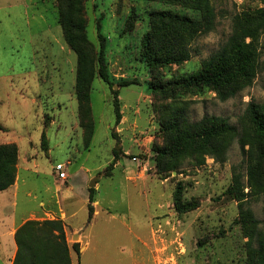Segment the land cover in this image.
Masks as SVG:
<instances>
[{
    "label": "rangeland",
    "instance_id": "374dc122",
    "mask_svg": "<svg viewBox=\"0 0 264 264\" xmlns=\"http://www.w3.org/2000/svg\"><path fill=\"white\" fill-rule=\"evenodd\" d=\"M31 1L36 8L45 13L51 25L50 30H46L48 40L45 42L40 39L41 30L37 28L35 31L37 34L36 68L38 71L44 70L52 84L49 88L41 87V100L58 98L66 103L67 109L62 111L60 119H64L68 127L67 140L65 134L59 135V132L55 134L53 130H50L49 134L53 137L52 144L57 146L53 153L54 157L63 163L70 160L68 172L73 177V192L80 195L86 182L87 171L94 177L99 173H104L106 176L99 182L103 186L102 192L106 195L105 198L111 201L110 208L115 217L123 218L129 215V224L134 230L138 227L141 236H148L150 220L153 217L154 235L164 247L163 249H151L154 257L151 258L148 253L151 259L149 264H247L248 239L245 238L239 224L240 204L228 194L232 185L234 168L241 171L243 184L245 186L248 184L247 158L242 154L238 140L231 143L223 163L216 162L209 156L205 159H186L178 171L165 176L156 173L151 147L154 142L158 144L164 142L165 133L159 122L168 120L174 113L180 111H183L191 123L199 122L205 116H215L227 118L230 124L236 126L242 133L248 130L246 121L248 104L251 102L264 104V32L256 42L259 54L256 78L251 86L244 88L236 97L223 102L216 98L215 93L208 91L201 96L186 94L176 100H163L159 97H151L149 82L152 78L142 57V40L150 29L152 11L164 9L192 15L193 11L190 7L178 3L163 4L147 0H80L81 17L87 20L88 24L86 27L88 41L99 51L101 40L104 39V53L109 77L118 75L119 78L123 76L122 78L126 81L136 82V84L119 89L122 99L121 111L128 121L124 125L123 135L126 139H123V143L125 140L128 143L135 134V124L137 132H148L146 134L147 146L144 147L147 152L142 156L131 154L130 158H144L150 161L146 172L150 184L148 190L150 195L148 197L146 194L141 195L139 191L132 188L129 190L128 197H124L119 189V184L123 181L120 170L116 169L112 178L107 176L109 174L107 169L113 162V150L117 143L113 135L116 116L110 88L99 76L95 77L90 92L94 133L87 145L85 137L77 138L71 129L76 121V115L73 114L76 98L74 99L71 95L74 94L77 55L67 46L59 25V13L56 7L58 0ZM209 1L216 13L214 30L196 38L191 45V59L188 62L179 67L174 65L160 71L164 81L189 76L200 70L202 62L216 54L228 42L233 33L234 18L244 11L256 10L263 5L262 0ZM132 10L137 20L135 28L128 31L127 23ZM6 22H8L7 18L0 12V32L1 24ZM99 32L103 36L101 40ZM1 42L3 46L1 45L0 48H10V42L7 39ZM45 54L50 55V58L45 59ZM15 64L17 62H14L11 57L0 53V117L2 118L12 114L18 116L21 111L19 102H21L22 94H19L16 89V86L20 84V77L16 76L18 69L14 73ZM33 68L30 64L29 70ZM3 73H5V78H2ZM111 80L116 81L115 78ZM116 86L114 88L117 89ZM22 112L24 115L29 114L28 118L21 120L23 124H27L29 129L38 126L32 113ZM14 120L15 124L20 122V119ZM51 120V114L45 113L46 127ZM6 122L10 134L19 130L18 126H14L13 121L7 120ZM44 134H46L45 130L42 138ZM0 136H2L0 139L7 138L1 132ZM65 147L74 155L68 158ZM132 151L137 153L135 149ZM116 153L119 156V148H116ZM42 155L44 163L50 165L51 157L47 159L45 154L42 153ZM126 159L129 160V157ZM75 173L78 174L75 176ZM22 176L23 179L25 178V184L20 182L16 196L8 192L0 193V264H8L10 239L4 236L6 230L14 222H20L37 207L41 192L44 190L42 181L32 172H22ZM180 183L183 188L182 200L184 202L195 201L198 204L195 210L183 214L175 210L173 203L174 193ZM29 190L33 191L31 198L27 197ZM248 192L249 188H245V193ZM157 204L161 207L156 206ZM126 208L130 209L129 213ZM245 208L253 211L255 217L261 222L260 228L263 229L264 197L250 198ZM60 217V214L55 215L54 220H61ZM87 217L88 212L84 211L77 219L87 220ZM44 220H48L46 214H43L41 219L29 221L42 222ZM61 221L65 226V222ZM119 221L117 219V221L110 222L109 226H106L109 228L108 233L104 235L102 217L98 219L94 228L97 229L95 237L97 241L108 242L110 249H98V255L93 254L92 251L86 253L80 261L81 264H133V253H138L140 249H137L138 246L133 249L132 243L135 241L132 242ZM25 237L34 239L30 247L42 254L39 262L52 264L45 252L47 249H57L56 243L45 241L42 237L39 238L34 231H29ZM66 241L70 249L67 235ZM75 254L72 247L70 249L72 264H77L78 255Z\"/></svg>",
    "mask_w": 264,
    "mask_h": 264
},
{
    "label": "trees",
    "instance_id": "16d2710c",
    "mask_svg": "<svg viewBox=\"0 0 264 264\" xmlns=\"http://www.w3.org/2000/svg\"><path fill=\"white\" fill-rule=\"evenodd\" d=\"M160 3L181 4L190 7L192 15L172 10L151 12L150 29L142 40V57L146 62L152 80L149 82L151 97L163 100H176L186 94L196 96L211 91L220 101H227L238 95L244 88L253 84L259 65L256 42L264 32V0L262 7L244 11L234 18V29L228 42L209 59L201 64L200 70L189 76L164 81L161 70L172 66H182L191 59V45L196 38L214 30L216 13L209 0H147ZM80 0H58V22L61 26L67 46L77 55L75 98L79 125L89 145L94 133V119L91 105V87L95 77L99 76L110 88L117 126L122 119L120 88L136 84L124 78L109 77L104 39L97 51L87 39V20L81 17ZM137 16L132 10L127 30L135 28ZM96 52V53H95ZM115 78L116 81H112ZM116 82V84H115ZM117 85V89L114 88ZM155 110V108H154ZM246 121L248 130L243 133L227 118L205 116L199 122L191 123L183 111L174 113L168 120L159 122L165 133L164 142L153 143L151 151L156 173L161 176L178 171L186 159H205L206 156L216 162L226 160L227 151L234 140H238L242 154L247 158L248 184H243V175L237 168L233 170L232 185L228 190L239 202V224L247 242V264H264V228L253 211L245 206L254 196L264 197V104L251 102L247 106ZM115 131V130H114ZM116 138L115 132H113ZM46 146V134L42 138ZM248 147V149H246ZM116 148H119L117 156ZM122 145L117 140L113 150L114 160L108 166L107 176H112L116 161L121 158ZM18 147L15 144L0 145V192L15 184L17 178ZM112 170V171H111ZM111 171V172H110ZM245 188L249 192L245 193ZM182 184L174 193V208L178 213L195 210V201L182 200ZM89 218H93L95 189L90 188ZM34 231L43 240L56 243L57 249H47L45 255L52 264H72L70 249L66 241L64 223L61 220L28 221L16 233L18 251L14 264H42L41 253L31 249L34 240L25 237ZM80 256L78 245L73 246Z\"/></svg>",
    "mask_w": 264,
    "mask_h": 264
},
{
    "label": "crops",
    "instance_id": "0c3cea01",
    "mask_svg": "<svg viewBox=\"0 0 264 264\" xmlns=\"http://www.w3.org/2000/svg\"><path fill=\"white\" fill-rule=\"evenodd\" d=\"M0 1V12H2L8 20V22L1 24L0 46L2 45L1 41L3 39H7L10 42V48L7 49L2 47L0 48V53L3 56L8 55V57H11L14 62H17V64H15L14 73L16 69H18L19 72H17L16 76L20 77V84L14 86H16L17 92L22 94L21 102H19V106H21L20 115L16 116L15 114H12L11 116L6 115L4 118L0 117V132L4 133L7 137L0 139V144H15L18 147L17 178L15 184L0 193L8 192V194L13 193V195L16 196L17 190L20 188V182L25 184V178L23 179L22 172H32L42 181L44 188L43 192H41L42 194L37 207L29 212L26 217L22 218L20 222H14L4 234L5 237L10 239L8 264H14L17 254L18 246L15 241V233L17 229L29 220L41 219L43 214L48 216V220H54L55 215H61L59 219L65 222V232L69 246L72 248L74 245H78L80 249V256L75 254L77 256V264H81L80 261L86 253L92 251L93 254L98 255V249H110L108 242L97 241V237H95L97 229L94 228L100 217H102L104 235L108 233L109 228L106 226H109L110 222L117 221V219L120 220L119 223L125 229L126 234L131 237L132 242L135 241V243H132L133 249H136L135 246H138L137 249H140L138 253H133V264H149L151 259L148 253H150L151 258L154 257L151 253V249H163L164 247L163 243H159L154 235L153 217L150 220L148 236H141L138 227L136 228L137 230L132 228L131 224H129V215L124 216L123 218L115 217L110 208L111 201H107L105 198L106 195L102 192L103 186L99 182L104 176H106L104 173H99L94 177L89 174V171H87L86 182L80 195L73 192V177H71L70 174L66 181L58 179L57 174L54 171V165L63 162L54 157L55 155L53 153L57 146L52 144L53 137L50 136L49 132L50 130H53L55 134L57 132H59V135L65 134L67 140L69 135L67 133L68 127L64 119H60V117H62V111H66L67 108L66 103L58 98L52 100H49L48 98L46 101H44V99L41 100V87L44 86L49 88L52 87V84L51 81L49 82V76L47 73L44 70L38 71L36 68L37 34L35 31L37 28L41 30L40 39L45 42L48 40L46 38V30H50L51 25L47 21L45 13H42L40 9L36 8L31 0ZM2 26H4V28H2ZM44 58L48 59L50 58V55L48 56L45 54ZM30 64L34 67L32 70H29ZM4 74L5 73H3L2 78H5ZM115 77L117 79L119 78L118 75ZM73 92L74 94L71 96L75 99V86ZM119 99L121 103L122 99L120 96ZM39 100H41V102ZM77 108L76 101L73 106V114L76 115V121L71 129L73 133L76 134L77 138H84V131L79 125ZM22 111L32 113L38 126H32L33 129H29L27 124H23L21 120L23 121L28 118L29 114L24 115ZM47 112L51 114L52 120L46 127L44 122L45 113L47 114ZM121 113V122L115 127L114 131L116 139L119 140L122 145L121 158L116 161L112 174L114 175L116 169L120 170L123 181L119 184V189L124 197H128L129 190L132 188L135 189V191H139L141 195L146 194L148 197L150 195V193H148L150 184L146 172L148 171L150 161L144 160V158H130L131 154H139L142 156L147 152L144 147L147 146L148 137L146 134L148 132H137L135 124V134L129 139L128 143H126V140L125 143H123V139H126L123 135L125 131L124 125H126L128 121L127 118H125L124 113L122 111ZM14 119H16V121L17 119H20V122L15 124ZM7 120L13 121L15 124L14 126H18L19 130L10 134L9 126L6 122ZM44 130L46 133V146L43 148L42 134ZM151 137L152 136H150V138ZM141 141L143 142L141 143ZM132 149L137 150V153H134ZM65 152L68 158L74 155L71 150L67 149V147H65ZM42 153L45 154L47 159L51 157L50 165L44 163ZM127 157H129V160L126 159ZM67 163L70 164V160H68ZM77 174L78 173H75L74 175L76 176ZM113 175L110 177L112 178ZM93 179H96L94 187L95 201L92 203L94 213L91 222H88V204L90 203L89 189L91 183L89 181H92ZM142 188L145 190H143L144 192L142 191ZM32 196L33 191L29 190L27 192V197L31 198ZM34 200H36V196H34ZM156 206L159 208L161 207V205L158 204ZM84 211L85 213L88 212L87 220H85V218L77 219ZM127 211V213H129L130 209H127Z\"/></svg>",
    "mask_w": 264,
    "mask_h": 264
},
{
    "label": "built area",
    "instance_id": "2783aa9c",
    "mask_svg": "<svg viewBox=\"0 0 264 264\" xmlns=\"http://www.w3.org/2000/svg\"><path fill=\"white\" fill-rule=\"evenodd\" d=\"M68 165L69 163H56L54 165V171L59 180L66 181L69 178Z\"/></svg>",
    "mask_w": 264,
    "mask_h": 264
},
{
    "label": "water",
    "instance_id": "95a60500",
    "mask_svg": "<svg viewBox=\"0 0 264 264\" xmlns=\"http://www.w3.org/2000/svg\"><path fill=\"white\" fill-rule=\"evenodd\" d=\"M96 184V179H93L90 183V188H94Z\"/></svg>",
    "mask_w": 264,
    "mask_h": 264
}]
</instances>
